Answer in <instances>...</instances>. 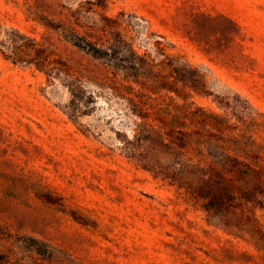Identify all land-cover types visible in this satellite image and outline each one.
<instances>
[{
	"label": "rangeland",
	"instance_id": "rangeland-1",
	"mask_svg": "<svg viewBox=\"0 0 264 264\" xmlns=\"http://www.w3.org/2000/svg\"><path fill=\"white\" fill-rule=\"evenodd\" d=\"M201 14L240 27L227 49L216 30L199 27ZM106 15L140 52L160 41L199 68L211 94L191 100L264 143V0H108ZM28 16L24 0H0V40L17 29L40 42L45 30ZM71 51L95 101L74 119L60 80L0 52V252L9 256L0 264H264L247 234L210 224L201 201L129 160L134 118L97 85L102 66ZM256 217L264 232V210Z\"/></svg>",
	"mask_w": 264,
	"mask_h": 264
},
{
	"label": "trees",
	"instance_id": "trees-1",
	"mask_svg": "<svg viewBox=\"0 0 264 264\" xmlns=\"http://www.w3.org/2000/svg\"><path fill=\"white\" fill-rule=\"evenodd\" d=\"M107 1L85 0L72 8L59 0H24L28 17L45 30L42 40L12 29L0 40V52L14 63L33 65L60 80L70 96L71 119L88 114L95 101L84 88L87 70L69 52L97 62L103 75L97 85L122 99L134 118L132 138L123 146L129 160L201 201L210 224L235 236L247 234L264 249V232L256 217L258 209L264 210V143L239 131L227 115L192 101L195 95L211 94L206 74L179 56L166 54L160 41L152 53L137 50L118 30L122 22L106 15ZM200 18L199 27L216 30L225 49L233 29L240 33L237 23L226 16ZM194 39L208 44L198 36ZM212 49L209 46L207 52ZM8 257L0 252L1 263Z\"/></svg>",
	"mask_w": 264,
	"mask_h": 264
}]
</instances>
